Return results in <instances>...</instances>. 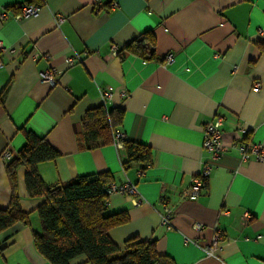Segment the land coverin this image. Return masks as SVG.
<instances>
[{"label": "crops", "instance_id": "crops-1", "mask_svg": "<svg viewBox=\"0 0 264 264\" xmlns=\"http://www.w3.org/2000/svg\"><path fill=\"white\" fill-rule=\"evenodd\" d=\"M101 1L96 12L94 0H0V14L25 3L40 7L34 16L0 17V156L6 149L17 154L32 130L60 152L39 164L47 184L102 171L117 184L134 183L140 202L118 192L108 197V213L130 217L110 230L120 247L137 237L155 240L176 264H264V161L243 160L238 147L212 160L203 144L204 125L216 115L224 119L225 142L264 144V0ZM147 31L156 37L153 59L126 49ZM169 53L175 58L165 65ZM73 55L80 60L69 66L65 57ZM52 65L55 84L41 78ZM105 87L113 91L108 108L124 109L120 131L153 150L144 170L125 168L115 143L83 146L82 120L104 105ZM9 160L0 157V207L11 200ZM206 162L213 168L201 194L183 197ZM25 171L18 170V193L30 222L0 234V245L13 234L0 264H50L33 241L41 199L28 194ZM162 196L173 210L172 228L163 224ZM218 231L223 239L209 254L204 245ZM71 264L90 263L82 255Z\"/></svg>", "mask_w": 264, "mask_h": 264}, {"label": "trees", "instance_id": "trees-1", "mask_svg": "<svg viewBox=\"0 0 264 264\" xmlns=\"http://www.w3.org/2000/svg\"><path fill=\"white\" fill-rule=\"evenodd\" d=\"M264 47V44H261ZM128 52L144 59L156 56V37L152 31L139 35L130 42ZM4 94H0V105ZM124 109L105 105L89 109L82 120L80 135L83 146L95 149L115 143L120 131ZM26 143L6 163L11 183V200L0 207V234L11 232L20 223H29L31 211L22 207L18 193V170L25 168L28 194L40 198L37 206L40 230L34 233L38 252L50 264H71L79 256H86L90 264H176L169 255L161 253L155 240L129 238L120 247L111 237L110 230L126 224V211L108 213L109 184L114 181L110 171L80 175L67 182L47 184L39 173V164L54 160L60 152L43 136L26 130ZM125 168L140 164L141 170L153 162V150L144 143L123 138ZM208 180V179H207ZM207 182V181H206ZM9 234L0 245L4 251L11 243Z\"/></svg>", "mask_w": 264, "mask_h": 264}, {"label": "built area", "instance_id": "built-area-1", "mask_svg": "<svg viewBox=\"0 0 264 264\" xmlns=\"http://www.w3.org/2000/svg\"><path fill=\"white\" fill-rule=\"evenodd\" d=\"M101 0H94V10L97 12L99 9V6L101 4ZM117 7V3L115 1L112 2V8ZM40 7L33 3H25L23 4L19 11L17 12H10L7 9H4L0 17L1 19H4L10 15L14 16L15 18L21 19L24 17L34 16L37 15L39 12ZM62 18H59V21H61ZM261 33L264 32L263 29L260 30ZM3 44L0 41V50H2ZM112 51L115 54H118L119 47L116 44L112 45ZM33 57L35 59H38L39 54H34ZM66 62L69 66L75 64V62L80 60L79 55H73V56H66L65 57ZM175 58V55L173 53H169L166 55L165 60L163 63L169 64L171 63ZM2 62L0 61V66H2ZM59 70L55 66H50L47 70L41 72V78L43 80L49 81L51 84H55L57 82L56 75L58 74ZM260 87V82H255L254 88L257 90ZM101 94L104 100V105L108 108L110 100L113 98V91L108 87L101 89ZM223 123L224 119L221 115H216L209 121H207L204 125V147L207 149L212 157V160H215L217 158H220L223 154H225L227 151H229L233 147H238L241 151L242 159L248 160L253 157H255L259 161H264V144L260 142H250V143H227L223 139ZM126 135L124 132H118L115 135V144L119 148H123V138H125ZM2 159H11L13 157V153L6 149L1 153L0 156ZM213 168L212 163L206 162L201 169L199 175L195 176L189 186H187L183 191L182 195L185 198L190 199H196L202 192L204 186L206 185V181L209 178L211 171ZM109 194L113 193H123V194H130L132 195L137 202L141 201V197L139 196V192L137 190V187L134 183L131 181H126L123 184H117L115 181H112L109 184L108 189ZM161 203L164 206V215H163V224L167 228H172L173 223V210L171 206L169 205L168 198L166 196H162ZM250 214H246V218H249ZM197 228H201V224H195ZM223 239V234L218 231L215 234L214 240L204 245V250L209 253L213 254L219 247L220 241Z\"/></svg>", "mask_w": 264, "mask_h": 264}]
</instances>
